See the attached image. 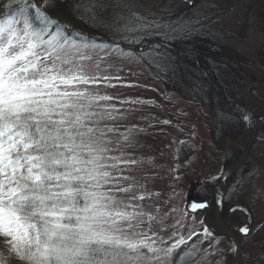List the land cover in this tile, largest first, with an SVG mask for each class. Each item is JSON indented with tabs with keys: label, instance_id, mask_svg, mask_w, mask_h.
Instances as JSON below:
<instances>
[{
	"label": "snow or ice",
	"instance_id": "6c2138e0",
	"mask_svg": "<svg viewBox=\"0 0 264 264\" xmlns=\"http://www.w3.org/2000/svg\"><path fill=\"white\" fill-rule=\"evenodd\" d=\"M47 7L0 0V264H175L174 250L201 233L170 246L159 236L154 226L164 230V214L146 209L151 194L131 175L143 165L128 151L142 130L110 123L123 117L99 88L119 78L103 75L90 45L69 40ZM254 63L264 74V48ZM254 117L222 119L228 130L213 181L235 163L242 125ZM215 204L224 208L223 200ZM216 219L225 236L229 227L249 232L222 212ZM202 234L212 235L207 228Z\"/></svg>",
	"mask_w": 264,
	"mask_h": 264
},
{
	"label": "rangeland",
	"instance_id": "374dc122",
	"mask_svg": "<svg viewBox=\"0 0 264 264\" xmlns=\"http://www.w3.org/2000/svg\"><path fill=\"white\" fill-rule=\"evenodd\" d=\"M45 10L55 17L52 9ZM112 24L115 36L125 40L141 30L164 38H173L177 33L209 40L220 52L222 62L228 59L222 55V49L230 51L235 59L231 60L230 70H225L226 86L236 106L242 104L241 96L246 93L243 81L264 83V74L253 66L256 51L264 47V0H131L119 10ZM89 45L88 52L99 61L101 73L119 78L111 80L114 87L99 85L101 94L114 97L110 103L120 110L117 115L123 117L110 123L117 124L122 131L133 127L142 130L133 137L135 150L128 151L143 165L131 175L145 184L151 194V199L143 202L146 209L158 208L164 214V230H160L159 224L154 226L155 230L169 246L180 236L187 240L190 232L201 233L174 250L175 264H227L235 260L231 241L212 220L217 212L215 202L221 181H213L212 177L219 174V146L224 143L222 136L227 126L215 132L216 117L209 102L202 104L180 79L176 78L170 87L161 82L147 65V61L160 63L157 54L140 58L117 47ZM251 93L264 103V88L254 87ZM222 102L217 98V104ZM221 110L226 113L222 107ZM261 116L264 117V111ZM231 135H240L239 128H233ZM241 148L248 150V159L242 169L226 180L224 200L230 212V225H245V216L235 209L241 206L249 210L253 226L250 236H239L241 256L233 264H264V128L246 137ZM241 159L238 150L237 159L230 166H236ZM202 201L212 207L194 213L188 210L191 203ZM205 228L212 235L204 236ZM230 229L234 233L237 230Z\"/></svg>",
	"mask_w": 264,
	"mask_h": 264
},
{
	"label": "trees",
	"instance_id": "16d2710c",
	"mask_svg": "<svg viewBox=\"0 0 264 264\" xmlns=\"http://www.w3.org/2000/svg\"><path fill=\"white\" fill-rule=\"evenodd\" d=\"M129 1L131 0H34L35 3L47 4L48 8L52 9L54 18L71 41L117 47L140 58L157 54L161 58L159 64L162 67L158 63L147 61L148 68L166 87H170L176 78L180 79L195 92L202 104L209 102L208 106L212 107L216 117L215 132H221L223 126H226L222 122L224 117H227L228 121L239 120L245 113L249 115L255 113V117L251 125L247 123L242 125L244 133L255 128L264 109L252 103L246 93L241 96L242 104L236 106L233 102L235 99L231 98L232 95L230 96L226 86L225 70L226 68L230 70V65L233 66L231 60L235 59V55L222 49L224 50L222 55L228 58L222 62L220 52L214 49L215 46L209 40L202 37L191 39L185 35L178 36L177 33L173 34V38L170 36L164 38L157 33L141 30L131 39L118 38L113 32L112 23L115 22L119 10L128 6ZM163 60L165 62L161 63ZM253 66L259 69L255 64ZM251 83L243 81L242 85L246 87ZM217 98L223 101L221 105L217 104ZM221 107L226 113L221 110ZM247 149L249 150V147ZM223 215L230 224V212L226 206ZM212 220L216 224L215 213L212 215ZM217 230L219 231L218 228ZM229 230L232 231L230 227Z\"/></svg>",
	"mask_w": 264,
	"mask_h": 264
},
{
	"label": "water",
	"instance_id": "95a60500",
	"mask_svg": "<svg viewBox=\"0 0 264 264\" xmlns=\"http://www.w3.org/2000/svg\"><path fill=\"white\" fill-rule=\"evenodd\" d=\"M261 48H264V47H261ZM261 48H259V49H261ZM259 49H258V50H259ZM258 50H257V51H258ZM257 51H256V52H257ZM254 64H255V63H254ZM262 85H264V83H260V82L252 83V84L247 85L245 89H246V95L248 96V98L250 99V101H251L252 103H254L255 105H257V106H259V107H261V108H264V104L258 102V101L253 97V95H252V93H251V90H252V88H254V87H261V88H264V86H262ZM262 125H264V118H261V119L259 120V122H258V124L256 125L255 128L251 129V130L248 131V132H245V133H244V138H243V139H245L246 137H248V136H250V135H252V134H255L258 130H260V128H261ZM239 151H241L242 154H243L241 161H240L236 166L231 167V168L227 171V174L224 176L223 179H221L220 184H219V187H218V195H219L218 200H223V204H224V202H225V200H224V199H225V192L223 191V186H224L226 180H227L231 175H233L234 173H236L237 171H239L240 169H242V167L244 166L245 162H246L247 159H248V150H247V149L240 148ZM223 209H224V208H223ZM223 209H217L216 217H217L221 212L223 213ZM235 209H236L237 211H239V212H242V213L245 215V217H246V223H245V225H242V226L247 227V228L249 229L248 234L245 235L244 233L239 232V231H238V228H237V231H236L237 234H238L239 236H249V235L251 234V232H252V217H251L250 212H249L246 208H243V207H240V206H237ZM188 210H189L190 212H193V213H194V212L203 211V210H206V209H198V210L193 211V210L191 209V207L189 206V207H188ZM216 225H217V228L223 233V229L220 228V227L218 226L217 219H216ZM226 237H227L229 240H231L232 243H234V244L236 245V247H237V251H236V259H235V260H230V261H228V263H227V264H233V263H236L237 261L240 260V256H241V245H240L238 239L236 238V236H235L232 232H230L229 230H228V234H227Z\"/></svg>",
	"mask_w": 264,
	"mask_h": 264
},
{
	"label": "flooded vegetation",
	"instance_id": "af4514ba",
	"mask_svg": "<svg viewBox=\"0 0 264 264\" xmlns=\"http://www.w3.org/2000/svg\"><path fill=\"white\" fill-rule=\"evenodd\" d=\"M262 109H263V108H262ZM261 118H264V117L261 116V117L258 119L257 124H258V122H259V120H260ZM257 124H256V125H257ZM261 128H262V126H261ZM261 128H260V129H261ZM225 206H226V205H225ZM237 238H238V237H237Z\"/></svg>",
	"mask_w": 264,
	"mask_h": 264
}]
</instances>
